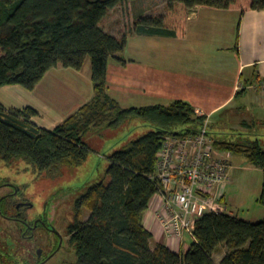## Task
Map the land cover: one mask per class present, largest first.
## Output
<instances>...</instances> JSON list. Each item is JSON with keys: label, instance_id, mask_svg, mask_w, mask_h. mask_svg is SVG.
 I'll list each match as a JSON object with an SVG mask.
<instances>
[{"label": "trees", "instance_id": "trees-1", "mask_svg": "<svg viewBox=\"0 0 264 264\" xmlns=\"http://www.w3.org/2000/svg\"><path fill=\"white\" fill-rule=\"evenodd\" d=\"M129 0H0V87L20 84L32 90L52 67L80 70L90 60L91 98L51 129L35 123L31 106L6 109L0 103V160L24 159L41 172L57 176L84 161L90 151L84 136L94 128H117L140 118L154 129L129 141L109 156V181L87 183L76 198L70 243L72 264H215L214 254L224 251L219 264H264V217L250 222L227 213L206 212L194 221L193 235L180 252L163 243L150 246L152 232L144 224L150 200L158 189L152 175L157 152L166 136L205 133L219 151L241 155L264 167V146L259 128L230 126L216 133L205 114L188 101L123 107L108 93L110 57L122 60L126 35L116 37L100 25L116 5ZM199 5L216 8L264 10V0H167L159 16H138L132 31L166 37L184 34L190 10ZM241 87L239 92L245 90ZM223 131V132H222ZM0 201L9 214L12 198ZM257 201L264 206V177ZM83 209L89 211L81 220ZM1 228V227H0ZM0 230V264H18L28 246L20 244L6 227Z\"/></svg>", "mask_w": 264, "mask_h": 264}, {"label": "crops", "instance_id": "crops-1", "mask_svg": "<svg viewBox=\"0 0 264 264\" xmlns=\"http://www.w3.org/2000/svg\"><path fill=\"white\" fill-rule=\"evenodd\" d=\"M141 2H123L137 8L133 22L138 16H159L166 12V6L158 13L146 11ZM130 35L136 40L130 48L131 58L116 65L112 72L107 66L108 93L121 106L166 105L177 99L185 100L211 123L215 115L228 113L234 118L226 116L221 126L230 123L233 128L248 130L249 127L243 126L247 122L254 125L249 131L258 126L257 136L264 146V91L251 87L264 80V10L199 5L188 13L181 36L134 31ZM90 74L91 70L83 66L80 70L52 67L32 90L20 84L1 86L0 103L6 109L33 107L37 114L32 120L51 129L91 98ZM243 86L245 90L239 92ZM229 164L228 177L214 186V195L228 207L230 215L260 221L264 206L257 197L264 167L233 154ZM163 214L161 198L154 194L144 216V224L152 232L150 246L160 242L180 252L191 238L184 235L178 239L168 234L159 221ZM223 254V250L214 254L215 264H219Z\"/></svg>", "mask_w": 264, "mask_h": 264}, {"label": "rangeland", "instance_id": "rangeland-1", "mask_svg": "<svg viewBox=\"0 0 264 264\" xmlns=\"http://www.w3.org/2000/svg\"><path fill=\"white\" fill-rule=\"evenodd\" d=\"M141 3L147 7L146 11L155 13L162 11L167 4L166 0H142ZM135 7L128 3H121L113 7L101 21L103 28L112 31L118 37L124 34L130 35L133 19L137 13ZM126 41V47L120 53L122 60L109 58L110 72L114 70L116 65L124 64L126 60L131 58L130 48L132 43H136V40L130 35ZM87 67L91 70L88 57L83 64V68L87 69ZM226 116L234 118L228 113L217 114L212 118L211 129L215 130L216 133L221 132V130L227 131L230 128V123L221 126ZM217 119L219 120L217 121ZM152 129H154L152 125L140 118L130 119L117 128H94L84 136V141L89 145L90 151L81 163L72 164L63 169L61 174L51 176L46 172L39 171L31 163L21 158L9 162L0 160V180L13 182L20 188L16 197L26 200L27 208L24 210L26 218L32 220L35 217L47 216L60 231L66 233L68 225L75 218L76 198L84 191L87 183L98 180H104L105 183L109 181L107 174L108 156L113 151L121 149L129 141ZM7 190L6 187H0V194ZM88 216L89 211L83 209L80 216L81 220L86 221ZM0 224L6 226L13 237L17 235V228L13 221L0 218ZM49 239L50 236L45 230L37 229L33 232V240L40 245H44ZM74 260V246L67 243L65 249L55 256L53 262L49 264H72Z\"/></svg>", "mask_w": 264, "mask_h": 264}, {"label": "built area", "instance_id": "built-area-1", "mask_svg": "<svg viewBox=\"0 0 264 264\" xmlns=\"http://www.w3.org/2000/svg\"><path fill=\"white\" fill-rule=\"evenodd\" d=\"M251 87L264 91V80ZM230 156L214 148L205 127L193 135L164 138L152 177L158 181L155 194L161 198L164 212L159 221L168 234L193 238L198 217L206 212L229 214L213 189L227 179Z\"/></svg>", "mask_w": 264, "mask_h": 264}, {"label": "flooded vegetation", "instance_id": "flooded-vegetation-1", "mask_svg": "<svg viewBox=\"0 0 264 264\" xmlns=\"http://www.w3.org/2000/svg\"><path fill=\"white\" fill-rule=\"evenodd\" d=\"M0 187L8 189L0 194V201L5 196L10 195L9 197L12 198V209L14 210L10 211L9 214L0 212V218L10 222L13 221L18 232L15 238L18 239L20 244L23 243L28 246L27 252L18 258V264H49L53 262L55 256L65 249L66 244H71L69 229L74 220L68 225L66 233L60 231L47 216L35 217L29 220L24 216V210L27 208L26 200L16 197L20 192V188L13 182L1 180ZM0 227L3 232L2 228L6 226L0 224ZM37 229L45 230L50 236V239L44 245H40L33 240V232Z\"/></svg>", "mask_w": 264, "mask_h": 264}]
</instances>
